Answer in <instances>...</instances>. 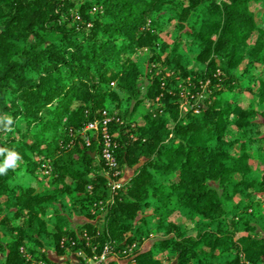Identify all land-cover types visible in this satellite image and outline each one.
<instances>
[{
  "label": "trees",
  "instance_id": "1",
  "mask_svg": "<svg viewBox=\"0 0 264 264\" xmlns=\"http://www.w3.org/2000/svg\"><path fill=\"white\" fill-rule=\"evenodd\" d=\"M0 149V264H264V0H0Z\"/></svg>",
  "mask_w": 264,
  "mask_h": 264
},
{
  "label": "built area",
  "instance_id": "2",
  "mask_svg": "<svg viewBox=\"0 0 264 264\" xmlns=\"http://www.w3.org/2000/svg\"><path fill=\"white\" fill-rule=\"evenodd\" d=\"M120 123H122L120 118L110 114L108 111H104L100 120L90 123L83 131L85 134H92L93 139L98 141L100 146L99 156L104 161L106 174L113 179V188L116 190L121 189L123 184L121 181L116 180L121 177L122 173L119 170V163L115 155L118 147L116 135L113 134L111 128L113 125ZM91 140V136L85 135V141L88 146L91 144ZM62 245H65L64 242H62ZM138 248L139 245L134 244L129 251H124L123 254L129 255ZM79 255L84 257V264H105L111 256H115V253L110 245H106L100 253H95L92 256H87L81 251Z\"/></svg>",
  "mask_w": 264,
  "mask_h": 264
},
{
  "label": "rangeland",
  "instance_id": "3",
  "mask_svg": "<svg viewBox=\"0 0 264 264\" xmlns=\"http://www.w3.org/2000/svg\"><path fill=\"white\" fill-rule=\"evenodd\" d=\"M250 7H251V10L254 11V13H256L258 15L257 17H259V14L262 12L261 6H259L256 3H251ZM165 37L168 38L167 36H165ZM252 101H253V96L251 94H246L245 93L242 96V103L244 105H248ZM148 109H149L148 104H144L140 108V110L137 112V114L135 116V120H136V122L138 124H143V116L148 111ZM252 164H253L254 167H256L257 166V161H255V160L252 161ZM47 173H48L47 171L41 172L42 177H45V178H43L45 187H49L50 186V182H51V176H49ZM130 175H131V171H129L127 174H125V178L127 179ZM236 178H240V176H236ZM82 222H83V220L78 218V217H72L71 218V224H72L73 227H76L78 224H80ZM150 246H151V242H149V240H146L145 244L143 245V247L144 248H149ZM70 253H71L70 251H67L66 254H63L62 256L61 255L59 256V255H55V253L52 251L50 253V257L54 261H58L59 263L66 261V259L70 260V258H71V262H73L75 264H79V262H78L79 259L78 258H72ZM113 257H115V258L112 259V260H116V259L119 260V255L118 256H113ZM159 259L161 261H164L165 263H169L168 261L170 260V258H168V256H164V255L159 256ZM84 263H85V261H84Z\"/></svg>",
  "mask_w": 264,
  "mask_h": 264
},
{
  "label": "clouds",
  "instance_id": "4",
  "mask_svg": "<svg viewBox=\"0 0 264 264\" xmlns=\"http://www.w3.org/2000/svg\"><path fill=\"white\" fill-rule=\"evenodd\" d=\"M12 118L9 117L8 124H11ZM8 131H12V129L9 127ZM7 152V156L5 158V161L3 165H0V174L6 173L8 168H14L17 165V161L21 159L19 154L15 151H9L7 149H0V155H4V153Z\"/></svg>",
  "mask_w": 264,
  "mask_h": 264
},
{
  "label": "water",
  "instance_id": "5",
  "mask_svg": "<svg viewBox=\"0 0 264 264\" xmlns=\"http://www.w3.org/2000/svg\"><path fill=\"white\" fill-rule=\"evenodd\" d=\"M93 156H95V154H93Z\"/></svg>",
  "mask_w": 264,
  "mask_h": 264
}]
</instances>
